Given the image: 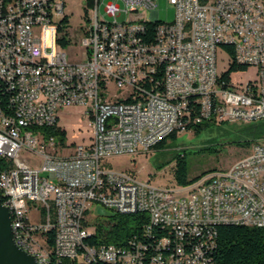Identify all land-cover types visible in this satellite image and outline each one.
<instances>
[{"label": "built area", "instance_id": "1", "mask_svg": "<svg viewBox=\"0 0 264 264\" xmlns=\"http://www.w3.org/2000/svg\"><path fill=\"white\" fill-rule=\"evenodd\" d=\"M167 1L170 23L159 21L155 0H86V27L77 30L84 52L70 62L64 0H0V196L15 244L37 264L51 256L64 264H212L217 226L264 228V137L229 168L184 186L137 182L101 165L204 123L264 122V0ZM138 10L150 12L149 22L127 19ZM218 52L230 60L226 73H217ZM248 67L256 80H234ZM160 71L162 86L147 89ZM71 105L88 107L89 146L70 148L53 134L58 111ZM253 159L261 167L248 168ZM98 206L144 214L167 236L149 255L139 245H90L84 232L97 234Z\"/></svg>", "mask_w": 264, "mask_h": 264}, {"label": "rangeland", "instance_id": "2", "mask_svg": "<svg viewBox=\"0 0 264 264\" xmlns=\"http://www.w3.org/2000/svg\"><path fill=\"white\" fill-rule=\"evenodd\" d=\"M64 2V14L69 17L71 46L63 48V51L67 54L70 62H75L80 59L84 52V49L79 45L82 32H77V30L86 27L85 16L89 13V7L86 0H64ZM155 4L159 21L163 23L172 22L174 8L168 4V1L155 0ZM127 8L130 10L132 7L128 6ZM150 18L151 15L148 10H138V12L129 14L127 17L129 21L134 22H149ZM124 19V14L118 17L119 21ZM230 64L227 55L223 52L217 53L218 74L226 73ZM256 73V68L248 67L245 71L233 73L232 77L234 80L245 84L256 80ZM57 118L56 128L64 132L60 142L65 146L74 148L77 146L86 147L91 144L92 130L89 127L91 118L88 107L78 105L63 107L58 111ZM263 137L264 122L210 123L199 134L186 132L176 135L174 141L168 139L163 149H153L135 157L110 158L102 161L101 165L106 170L131 175L137 182L149 181L153 186L169 187L174 185L172 170L175 167L177 155L185 157L188 178L192 179L207 171L229 168L233 163L251 152L252 144L248 145V143H253ZM95 212V214L104 217L111 214L109 210L101 206L95 208ZM28 218L30 222L38 221L33 217V213H30Z\"/></svg>", "mask_w": 264, "mask_h": 264}, {"label": "trees", "instance_id": "3", "mask_svg": "<svg viewBox=\"0 0 264 264\" xmlns=\"http://www.w3.org/2000/svg\"><path fill=\"white\" fill-rule=\"evenodd\" d=\"M152 28L153 26H151V35H153ZM151 42H154V36H151ZM58 43L61 46H65L66 44L63 39ZM232 70H234V66H232ZM161 80L162 73L160 71L154 75L151 83H145V87L151 89L157 85L160 88L162 86ZM0 105L5 107V99L2 93H0ZM207 125L204 123L197 126L193 132L199 134ZM48 132H53V129H50ZM53 134L58 136V140H61V137L64 136V132L59 129ZM168 139L174 141L176 140V135L172 134ZM168 139L160 142L154 150L163 149ZM253 143L250 142L248 145ZM6 166L7 164L0 159V171L5 169ZM209 172L212 171L204 172L195 178L189 179L185 157L177 155L175 167L172 170V177L175 185L184 186L196 181L199 177ZM0 198L2 201V196ZM95 225L97 234L93 239L92 236L87 238L90 245L105 243L114 244L119 247L123 246L128 249H134V246L139 245L140 250L146 252L148 255L155 251L158 240L167 236L165 229L151 225L148 217L144 214H110L103 219L97 220ZM47 243L49 247L52 245V233L47 235ZM209 256L212 264H264V228L240 225L217 226L215 248L213 252L209 253ZM50 258L49 264H64L62 261L57 262V259L53 256Z\"/></svg>", "mask_w": 264, "mask_h": 264}, {"label": "water", "instance_id": "4", "mask_svg": "<svg viewBox=\"0 0 264 264\" xmlns=\"http://www.w3.org/2000/svg\"><path fill=\"white\" fill-rule=\"evenodd\" d=\"M0 264H37L14 242L10 215L0 198Z\"/></svg>", "mask_w": 264, "mask_h": 264}, {"label": "bare ground", "instance_id": "5", "mask_svg": "<svg viewBox=\"0 0 264 264\" xmlns=\"http://www.w3.org/2000/svg\"><path fill=\"white\" fill-rule=\"evenodd\" d=\"M153 35H158V28H152ZM151 43H158V36H154V42ZM218 46L226 47V48H233L237 47V40L236 39H218ZM2 107V105H0ZM11 129L15 131H23V124L18 123V121H11ZM261 167V160L260 159H253L248 160V168H256ZM2 203V201H1ZM13 235V232H12ZM92 236V232H84V239L89 238Z\"/></svg>", "mask_w": 264, "mask_h": 264}]
</instances>
